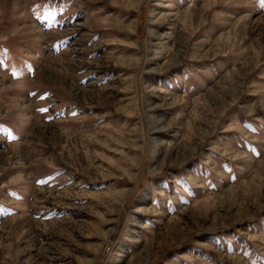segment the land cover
I'll return each mask as SVG.
<instances>
[{
    "label": "rangeland",
    "instance_id": "374dc122",
    "mask_svg": "<svg viewBox=\"0 0 264 264\" xmlns=\"http://www.w3.org/2000/svg\"><path fill=\"white\" fill-rule=\"evenodd\" d=\"M0 264H264V0H0Z\"/></svg>",
    "mask_w": 264,
    "mask_h": 264
},
{
    "label": "built area",
    "instance_id": "2783aa9c",
    "mask_svg": "<svg viewBox=\"0 0 264 264\" xmlns=\"http://www.w3.org/2000/svg\"><path fill=\"white\" fill-rule=\"evenodd\" d=\"M108 250H110V248L108 247Z\"/></svg>",
    "mask_w": 264,
    "mask_h": 264
},
{
    "label": "snow or ice",
    "instance_id": "6c2138e0",
    "mask_svg": "<svg viewBox=\"0 0 264 264\" xmlns=\"http://www.w3.org/2000/svg\"><path fill=\"white\" fill-rule=\"evenodd\" d=\"M46 111V110H45Z\"/></svg>",
    "mask_w": 264,
    "mask_h": 264
}]
</instances>
